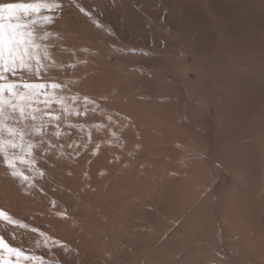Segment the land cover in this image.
Instances as JSON below:
<instances>
[{"label":"rangeland","instance_id":"1","mask_svg":"<svg viewBox=\"0 0 264 264\" xmlns=\"http://www.w3.org/2000/svg\"><path fill=\"white\" fill-rule=\"evenodd\" d=\"M57 2L44 77L98 107L38 188L0 159V236L27 264H264V0Z\"/></svg>","mask_w":264,"mask_h":264},{"label":"snow or ice","instance_id":"2","mask_svg":"<svg viewBox=\"0 0 264 264\" xmlns=\"http://www.w3.org/2000/svg\"><path fill=\"white\" fill-rule=\"evenodd\" d=\"M61 8L57 0L0 2V159L9 175L29 189L38 188L37 179L44 177L43 170L36 165L41 159L49 158L54 147L60 146L61 130L77 127L66 123L68 117L87 116L98 107L86 96L80 106L79 98L65 95L63 83L50 82L44 77L47 68L44 61L49 59V54L48 47L41 42L48 39V29ZM42 78L43 82H34ZM117 123L109 115L104 123L87 128L80 125L81 142L67 145L73 149L71 155H77L78 149L92 143L93 131L110 133ZM56 214L68 216L67 211ZM0 219L17 224L3 210H0ZM19 227L25 225L19 224ZM39 235L43 246H56V241L44 232ZM35 260L37 257L10 246L0 236V264H27ZM39 264H43L42 259Z\"/></svg>","mask_w":264,"mask_h":264},{"label":"bare ground","instance_id":"3","mask_svg":"<svg viewBox=\"0 0 264 264\" xmlns=\"http://www.w3.org/2000/svg\"><path fill=\"white\" fill-rule=\"evenodd\" d=\"M218 2H221V1H218ZM187 4H189V2H187ZM190 5H192V3ZM223 6H227V5L226 4H223Z\"/></svg>","mask_w":264,"mask_h":264}]
</instances>
